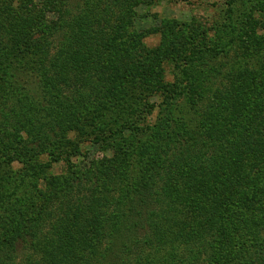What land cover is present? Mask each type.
Here are the masks:
<instances>
[{
  "label": "trees",
  "instance_id": "16d2710c",
  "mask_svg": "<svg viewBox=\"0 0 264 264\" xmlns=\"http://www.w3.org/2000/svg\"><path fill=\"white\" fill-rule=\"evenodd\" d=\"M139 2L0 0V264H264V22L137 38Z\"/></svg>",
  "mask_w": 264,
  "mask_h": 264
},
{
  "label": "rangeland",
  "instance_id": "374dc122",
  "mask_svg": "<svg viewBox=\"0 0 264 264\" xmlns=\"http://www.w3.org/2000/svg\"><path fill=\"white\" fill-rule=\"evenodd\" d=\"M138 5L135 6L134 14L129 23L126 24L128 31L132 35L139 34L146 30L159 27L162 20H175L179 22L196 21V26L206 25L209 31L210 41L213 44H221L223 39H231L230 28L236 27L234 33L235 39H240L242 28L246 29L252 21L264 22V0H138ZM234 3V4H233ZM233 5V6H232ZM232 6V7H231ZM233 8V13L230 9ZM230 18L234 21L231 22ZM226 26H228L226 28ZM225 37L219 41V37ZM143 42L147 47H156L161 42V36L152 35L143 38ZM244 50L236 49L231 54L232 60H225L228 66L235 64L237 56L244 54ZM243 55L240 60L243 59ZM167 80L175 81L174 68L171 65L166 67ZM221 86V85H220ZM156 116V115H155ZM81 149L84 155L91 157H98L103 155V148L101 146H90L89 142L81 144ZM110 155V153H109ZM86 157L77 158L73 161L77 166L83 167ZM50 163L46 157H41L38 161L31 165L14 162L13 169L20 172L22 175L26 174L32 177L33 184L40 188L44 186L45 177L63 176L68 169V164L65 161L58 163H51V167L47 165Z\"/></svg>",
  "mask_w": 264,
  "mask_h": 264
}]
</instances>
